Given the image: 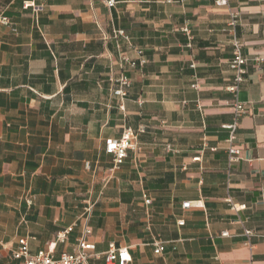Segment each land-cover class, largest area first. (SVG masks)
<instances>
[{"label": "crops", "instance_id": "0c3cea01", "mask_svg": "<svg viewBox=\"0 0 264 264\" xmlns=\"http://www.w3.org/2000/svg\"><path fill=\"white\" fill-rule=\"evenodd\" d=\"M115 2L0 0L10 21L0 24V264L21 263L20 238L35 254L69 227L54 252H74L88 200L89 264H106L109 243L128 248L127 264H264V0ZM229 11L246 58L232 163ZM114 30L142 50L143 66L120 68V54L138 56ZM121 73L131 82L124 111L110 98ZM124 128L142 130L139 149L110 172L105 142Z\"/></svg>", "mask_w": 264, "mask_h": 264}, {"label": "built area", "instance_id": "2783aa9c", "mask_svg": "<svg viewBox=\"0 0 264 264\" xmlns=\"http://www.w3.org/2000/svg\"><path fill=\"white\" fill-rule=\"evenodd\" d=\"M104 4L111 8L116 2L115 0H103ZM214 5L217 7H227L228 0H214ZM23 7L25 9L29 7H34L30 3H24ZM0 24L3 26H9L10 21L8 18L0 16ZM236 24H237V13L230 12L228 14V21L224 28V32L228 35L229 41L232 47L231 50V59L229 61V69L232 72V82L228 87V91L234 96V115L235 120L229 125H223L224 128L229 130V136L227 142L229 144L228 147V155L229 162H235L239 159L240 150L235 146H232V141L234 140V132L236 129V119L243 112V106L241 103L236 101V95L238 89L242 82L244 81V76L246 73L245 63L246 58L242 55V44L239 38L236 36ZM181 31L186 35V37L191 40V32L190 29L185 23V25L181 28ZM112 37L114 39L121 38L126 42L129 48L136 53L138 56V61L130 59L125 54H120L119 56V66L123 70L125 67L135 68L136 64L143 66L146 61L143 58V52L141 49L134 47L131 45L129 37L123 30H114L112 33ZM257 61H262L261 58H255ZM111 83L114 87L111 89L110 98L115 99L117 103V108L120 111H124V101L127 97L128 89L131 85L130 79L124 75L123 73L119 74L117 77L111 78ZM193 87H197L194 85ZM138 105H141L143 101L138 99ZM142 132V130H138L134 132L130 128H124L119 139H109L105 142V151L108 154L113 155L112 166L110 168V172L117 171L123 161L127 157L128 151L137 152L139 147L137 143V136ZM166 151H172L170 145L165 146ZM194 162H199L200 157L193 158ZM145 204H149L150 201L143 196ZM226 202L230 205V209L234 212L245 209L244 205H236L232 203L230 199H227ZM28 204L31 203L30 200L27 201ZM94 207V203L90 200L86 201L83 207L81 219L83 221L82 233L77 240L76 247L74 252L72 253H60L57 257L55 256L54 249L57 244H63L67 240V235L71 231V227L64 229L63 231L57 233L55 240L48 244L46 250L39 251L35 254H31L28 250V241L31 238L23 237L18 240L17 248L13 251V258L21 261L20 264H89V259L91 257H96L97 255L93 254V245L87 241V237L90 235L91 231L88 228V221L92 214V210ZM192 207H196L194 203L185 202L182 204L183 209H189ZM177 224L179 226L183 225V221H178ZM245 235L249 236L250 231H245ZM222 237H226L227 233L222 232ZM164 250V246L162 243L154 244V253L160 254ZM104 260L106 264H127L131 261L130 255L128 253L127 247H116L114 243H109L107 251L104 252Z\"/></svg>", "mask_w": 264, "mask_h": 264}]
</instances>
